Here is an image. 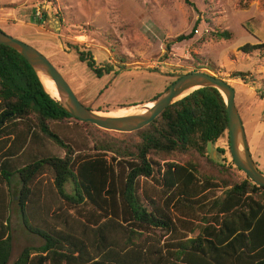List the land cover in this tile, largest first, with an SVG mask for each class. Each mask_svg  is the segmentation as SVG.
Listing matches in <instances>:
<instances>
[{
	"label": "trees",
	"instance_id": "16d2710c",
	"mask_svg": "<svg viewBox=\"0 0 264 264\" xmlns=\"http://www.w3.org/2000/svg\"><path fill=\"white\" fill-rule=\"evenodd\" d=\"M189 38L180 35L174 42ZM255 49L250 44L240 48L246 54ZM79 61L96 78L113 71L97 67L88 52H81ZM232 78L248 80L241 72ZM72 121L44 92L27 62L0 45V177L22 226L42 240L24 248L13 264H264V188L245 178L223 187L220 195L205 197L209 178L200 180L194 164L160 163L190 152L203 157L207 143H216L227 131L225 102L216 89L195 90L121 138H102L100 129L80 123L90 147L60 136L54 127ZM49 144L62 154L48 153ZM22 154L29 160L19 165ZM42 175L54 187L55 193L47 192L52 202L58 195L73 214L65 209L47 217L40 202ZM13 181L19 185L16 193L11 192ZM39 208L47 217L41 225ZM11 248L5 220L0 223V264H8Z\"/></svg>",
	"mask_w": 264,
	"mask_h": 264
},
{
	"label": "rangeland",
	"instance_id": "374dc122",
	"mask_svg": "<svg viewBox=\"0 0 264 264\" xmlns=\"http://www.w3.org/2000/svg\"><path fill=\"white\" fill-rule=\"evenodd\" d=\"M0 31L47 57L78 100L104 115L140 109L183 74L205 72L224 79L235 90L234 103L252 159L264 173V0H0ZM216 32L228 37L217 38ZM180 35L190 38L174 42ZM245 44L257 49L243 53L240 48ZM81 52H88L97 67L111 66L113 71L96 78L86 63L79 61ZM122 64L126 68L119 70ZM236 72L246 74L247 82L233 79ZM80 123L76 120L54 127L60 136L90 147L92 142L79 128ZM17 128L26 130L24 124ZM121 134L99 132L102 138H121ZM211 148L214 160L190 152L165 157L160 163L194 164L200 180L209 178L205 197L220 195L246 177L231 160L227 131ZM46 149L62 154L54 145ZM28 160L29 156L22 154L19 165ZM44 177L39 179L44 191L40 202L49 211L47 217L68 210L58 195H53L52 202L47 192L55 190ZM146 184L150 186V182ZM18 188L13 181L11 192ZM67 213L73 214L72 210ZM36 214L40 225L47 221L43 208ZM5 220L12 245L8 264H13L24 248L37 247L42 240L24 229L8 186L0 177V223Z\"/></svg>",
	"mask_w": 264,
	"mask_h": 264
},
{
	"label": "water",
	"instance_id": "95a60500",
	"mask_svg": "<svg viewBox=\"0 0 264 264\" xmlns=\"http://www.w3.org/2000/svg\"><path fill=\"white\" fill-rule=\"evenodd\" d=\"M0 45L16 51L33 69L44 92L68 113V115L81 123L91 124L101 130L129 134L138 131L152 123L167 107L188 96L199 88L216 89L223 97L227 119V138L229 153L234 166L244 173L245 177L254 185L264 188V173L255 165L246 140L245 131L240 115L235 107V90L224 79L205 72H190L179 76L155 99L148 102L134 112L121 116L114 114H100L85 107L77 98L68 82L47 57L32 46L6 35L0 31ZM40 76L52 81L58 94L53 98L44 88ZM112 115V116H111ZM212 143L206 145V154L214 160Z\"/></svg>",
	"mask_w": 264,
	"mask_h": 264
},
{
	"label": "bare ground",
	"instance_id": "6f19581e",
	"mask_svg": "<svg viewBox=\"0 0 264 264\" xmlns=\"http://www.w3.org/2000/svg\"><path fill=\"white\" fill-rule=\"evenodd\" d=\"M40 79H41V82L45 88V90L55 99L58 98V94H57V91L55 89V86L53 85L52 81L48 80L47 78L43 77V76H40ZM146 106L148 107H151L152 106V103L148 102L146 104ZM135 107L127 110V109H123V110H120L118 111L117 113L114 114V116H121V115H124L126 113H129L131 111H135ZM138 109V108H137ZM102 114V113H101ZM112 116V115H111Z\"/></svg>",
	"mask_w": 264,
	"mask_h": 264
}]
</instances>
